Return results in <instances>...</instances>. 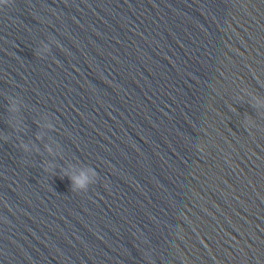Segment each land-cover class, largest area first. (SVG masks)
I'll list each match as a JSON object with an SVG mask.
<instances>
[{"label": "clouds", "instance_id": "9594fccd", "mask_svg": "<svg viewBox=\"0 0 264 264\" xmlns=\"http://www.w3.org/2000/svg\"><path fill=\"white\" fill-rule=\"evenodd\" d=\"M74 183H83V181H74Z\"/></svg>", "mask_w": 264, "mask_h": 264}]
</instances>
